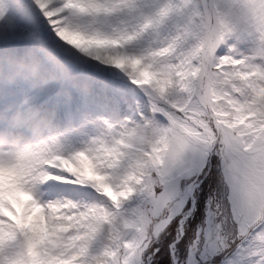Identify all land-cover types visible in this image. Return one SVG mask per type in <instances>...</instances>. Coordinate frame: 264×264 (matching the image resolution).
Here are the masks:
<instances>
[{
	"label": "snow or ice",
	"instance_id": "6c2138e0",
	"mask_svg": "<svg viewBox=\"0 0 264 264\" xmlns=\"http://www.w3.org/2000/svg\"><path fill=\"white\" fill-rule=\"evenodd\" d=\"M0 264H264V0H0Z\"/></svg>",
	"mask_w": 264,
	"mask_h": 264
}]
</instances>
